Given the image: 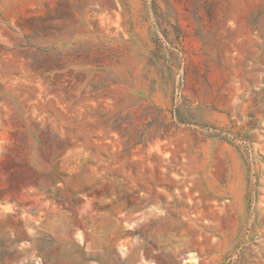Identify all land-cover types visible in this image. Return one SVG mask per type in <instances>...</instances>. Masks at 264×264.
<instances>
[{
	"label": "rangeland",
	"instance_id": "1",
	"mask_svg": "<svg viewBox=\"0 0 264 264\" xmlns=\"http://www.w3.org/2000/svg\"><path fill=\"white\" fill-rule=\"evenodd\" d=\"M0 264H264V0H0Z\"/></svg>",
	"mask_w": 264,
	"mask_h": 264
}]
</instances>
